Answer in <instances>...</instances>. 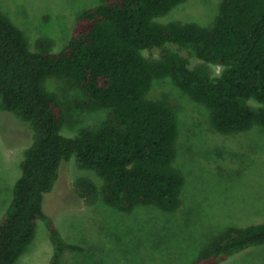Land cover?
<instances>
[{
	"label": "trees",
	"instance_id": "1",
	"mask_svg": "<svg viewBox=\"0 0 264 264\" xmlns=\"http://www.w3.org/2000/svg\"><path fill=\"white\" fill-rule=\"evenodd\" d=\"M187 0H98L78 13L71 35L58 50L39 37L30 48L23 31L0 10V109L30 128L20 174L0 222V264H16L42 219L57 261L78 249L43 211L63 160L75 155L94 170L98 186L79 176L74 191L86 204L101 200L129 212L137 206L174 211L185 184L176 167L178 134L174 106L150 97L152 82L169 78L208 108L224 135L264 126V0H221L210 24L166 17ZM157 50V55L153 51ZM190 58L199 62L191 65ZM209 64L220 65L212 74ZM65 77L84 98L62 100L47 85ZM73 108H106L95 128L72 136L64 124ZM264 245V221L230 225L214 234L192 264H220Z\"/></svg>",
	"mask_w": 264,
	"mask_h": 264
},
{
	"label": "rangeland",
	"instance_id": "2",
	"mask_svg": "<svg viewBox=\"0 0 264 264\" xmlns=\"http://www.w3.org/2000/svg\"><path fill=\"white\" fill-rule=\"evenodd\" d=\"M221 0H187L166 17L207 25ZM98 0H0V10L24 33L33 47L39 37L53 40V50L69 39L79 12ZM159 52L153 51L154 55ZM191 65L198 63L190 58ZM212 74L220 65L209 64ZM47 85L64 101L84 98L65 77L51 76ZM150 97L172 103L177 118L175 165L184 177L181 203L174 211L137 206L129 212L98 200L86 204L74 191L79 176L100 186L94 170L78 165L75 155L63 160L42 208L65 241L78 249H64L57 261L42 219L16 264H192L214 234L230 225L264 221V126L247 131L218 133L204 105L195 102L171 79L152 82ZM107 109L73 108L72 122L61 132L72 136L82 126L95 128ZM28 125L0 109V222L20 174V161L31 142ZM220 264H264V245L237 253Z\"/></svg>",
	"mask_w": 264,
	"mask_h": 264
}]
</instances>
